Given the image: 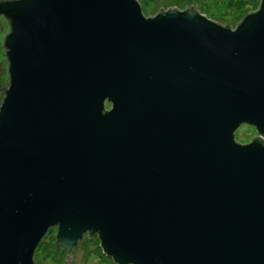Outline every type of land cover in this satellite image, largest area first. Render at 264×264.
Returning <instances> with one entry per match:
<instances>
[{"label":"water","instance_id":"95a60500","mask_svg":"<svg viewBox=\"0 0 264 264\" xmlns=\"http://www.w3.org/2000/svg\"><path fill=\"white\" fill-rule=\"evenodd\" d=\"M192 7L0 0V264L53 227L116 264H264V0L234 28Z\"/></svg>","mask_w":264,"mask_h":264},{"label":"rangeland","instance_id":"374dc122","mask_svg":"<svg viewBox=\"0 0 264 264\" xmlns=\"http://www.w3.org/2000/svg\"><path fill=\"white\" fill-rule=\"evenodd\" d=\"M138 2L146 17L154 16L161 7L163 11L168 7L184 10L187 5L193 4L201 14L223 26L228 24L231 28H234L240 22L244 14L256 10L259 6V0H231L224 13H218L217 9L223 3V0H138ZM9 29L7 19L0 16V104L4 96V91L2 92L1 87L7 88L8 86V62L2 42ZM258 136L259 134L255 127L248 124L240 125L234 132V139L242 144L250 142L254 137ZM55 235L56 227L50 228L45 234V244L40 247L37 256L35 258L33 256L34 264H58L59 250L55 244ZM85 235L83 236V241L70 250L69 253L72 252L70 264H111L108 258L103 256L104 253L100 249V242L96 238H87Z\"/></svg>","mask_w":264,"mask_h":264},{"label":"trees","instance_id":"16d2710c","mask_svg":"<svg viewBox=\"0 0 264 264\" xmlns=\"http://www.w3.org/2000/svg\"><path fill=\"white\" fill-rule=\"evenodd\" d=\"M230 1L231 0H223V3H221V5L217 9L218 10V13H224V11H225V9H227L228 3ZM259 2H260V0H259ZM192 8H194V7H192ZM194 9H196V8H194ZM210 18H213V17H210ZM8 23H9V21H8ZM225 26L226 27H230V25H225ZM262 142L264 143V139H262ZM85 236H88V235L86 234ZM44 237L41 239V241L38 243V245L35 248V251H34V254H33L34 258L37 256V254H38V252L40 250V247L43 244H45ZM88 237L96 238V240L99 242L98 237H97L96 234H94L92 236H88ZM83 239L84 238H82L79 242H81ZM55 244H56V246H57V248L59 250V257L57 259L58 264H67L68 261H69V253H66V251L61 248L60 242L56 238H55ZM103 256L107 257L108 258V261L111 262V264H116L111 257H108V256H106L104 254H103Z\"/></svg>","mask_w":264,"mask_h":264},{"label":"flooded vegetation","instance_id":"af4514ba","mask_svg":"<svg viewBox=\"0 0 264 264\" xmlns=\"http://www.w3.org/2000/svg\"><path fill=\"white\" fill-rule=\"evenodd\" d=\"M8 21V20H7ZM111 108V104L106 102L104 111H107Z\"/></svg>","mask_w":264,"mask_h":264}]
</instances>
